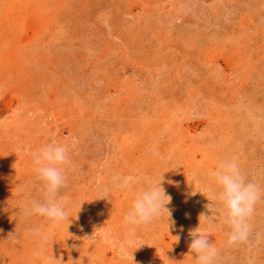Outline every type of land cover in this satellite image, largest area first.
I'll return each instance as SVG.
<instances>
[{"label": "rangeland", "instance_id": "obj_1", "mask_svg": "<svg viewBox=\"0 0 264 264\" xmlns=\"http://www.w3.org/2000/svg\"><path fill=\"white\" fill-rule=\"evenodd\" d=\"M52 139L69 160L54 228L24 211L44 191L31 152ZM233 157L261 196L228 246L211 173ZM161 175L169 220L128 237ZM197 228L216 264H264V0H0V264H193Z\"/></svg>", "mask_w": 264, "mask_h": 264}, {"label": "clouds", "instance_id": "obj_2", "mask_svg": "<svg viewBox=\"0 0 264 264\" xmlns=\"http://www.w3.org/2000/svg\"><path fill=\"white\" fill-rule=\"evenodd\" d=\"M31 156L36 178L41 182L44 191L42 200H33L25 207V214L42 217L50 222L53 228L62 222L69 224L64 201L59 196L61 188L66 183L65 167L69 163L68 146L52 139L31 152ZM211 175L216 185L213 199L219 204V217L222 224L229 228L227 245L234 246L246 242L251 231L249 220L253 214L254 205L261 196L258 186L246 180L234 157L221 161ZM116 179L119 180V178ZM132 182V177H125L118 186L127 188ZM161 185L162 175L157 183H149L146 188L136 193L123 217L129 226L128 237L135 235L133 226L151 223L161 211L167 214V221L169 220L171 212L165 206L170 203L171 197L166 194ZM216 218L215 214L211 218L203 214L200 216V219L209 221L213 226H215ZM191 237L188 256L193 264H216L218 249L210 242L209 236L197 228L191 233ZM101 238L104 243L113 247L118 243L110 230H104ZM174 238L175 242L180 239L179 235ZM120 243L122 247L123 242ZM164 257L167 259L165 254ZM131 260L133 264L132 254ZM46 264H61V258H53L51 254Z\"/></svg>", "mask_w": 264, "mask_h": 264}, {"label": "bare ground", "instance_id": "obj_3", "mask_svg": "<svg viewBox=\"0 0 264 264\" xmlns=\"http://www.w3.org/2000/svg\"><path fill=\"white\" fill-rule=\"evenodd\" d=\"M7 10V9H6Z\"/></svg>", "mask_w": 264, "mask_h": 264}]
</instances>
